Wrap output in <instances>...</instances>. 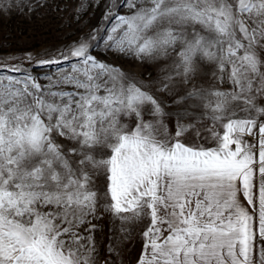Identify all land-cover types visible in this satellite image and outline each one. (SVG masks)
Instances as JSON below:
<instances>
[{"label":"snow or ice","instance_id":"6c2138e0","mask_svg":"<svg viewBox=\"0 0 264 264\" xmlns=\"http://www.w3.org/2000/svg\"><path fill=\"white\" fill-rule=\"evenodd\" d=\"M115 7L129 11L109 0V28L37 62L67 70L0 72V264H97L101 209L122 232L143 225L138 264H264V0ZM98 42L167 72L157 86L93 54ZM209 71L228 87L192 84L174 102L211 124L171 126L160 93Z\"/></svg>","mask_w":264,"mask_h":264},{"label":"rangeland","instance_id":"374dc122","mask_svg":"<svg viewBox=\"0 0 264 264\" xmlns=\"http://www.w3.org/2000/svg\"><path fill=\"white\" fill-rule=\"evenodd\" d=\"M111 2L114 5V12L128 13L127 7H115L123 0H111ZM108 4L109 0H0V72L17 77L22 76V72L10 71L11 66L15 65L32 72L33 75H39L43 81L47 73L67 70L70 64L75 62L74 60H61L59 65L45 66L37 62L45 59H59V53L66 51V46L71 45L77 37H83L86 32L93 29L109 28L111 24L105 20ZM93 54H99L105 62L114 64L141 79L155 80L157 86L170 63L166 59L139 60L133 56L114 53L112 50H105L103 43L99 42L93 49ZM29 55L32 57L31 60L27 58ZM172 55L174 56L175 53ZM192 84L201 87L215 86L222 90L228 87L224 83L213 80L211 71L206 78L194 79L189 84H180L177 79L173 92L160 93V98L169 114L168 120L171 126H175L177 122L183 124L195 122L197 127H201L202 123L211 124L207 119L203 122L200 120L206 110L193 108L188 109L185 114V105L174 102L186 90L191 89ZM124 119L131 124L130 117ZM218 131L222 134L221 129ZM97 215L98 219H90L91 223L96 225L91 235L95 248L93 255L98 264H134L141 244L140 224L124 225L127 231L122 232L121 222L111 213L101 209L98 210ZM110 247L114 248V251H109Z\"/></svg>","mask_w":264,"mask_h":264},{"label":"crops","instance_id":"0c3cea01","mask_svg":"<svg viewBox=\"0 0 264 264\" xmlns=\"http://www.w3.org/2000/svg\"><path fill=\"white\" fill-rule=\"evenodd\" d=\"M205 135H207V133H205ZM246 139L248 140L249 143L253 144L254 146H258V136L257 135H253V136H250V137H246ZM209 144H212V142L209 140L208 141ZM241 203L244 204L246 207H249L251 211L255 212L256 209L252 208V206H249L247 205V202L246 200L242 197L241 195ZM255 223H258V221H254ZM142 227L143 225H140V229H139V236H140V250H139V255L138 257L136 258L134 264H138V260L140 258V256L142 255L143 253V237L141 235V230H142ZM97 264H98V261L96 260Z\"/></svg>","mask_w":264,"mask_h":264}]
</instances>
